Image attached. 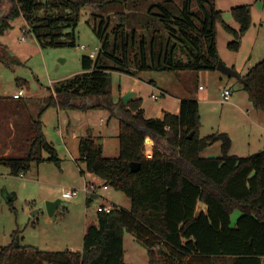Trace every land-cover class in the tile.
I'll return each instance as SVG.
<instances>
[{"label": "trees", "instance_id": "trees-1", "mask_svg": "<svg viewBox=\"0 0 264 264\" xmlns=\"http://www.w3.org/2000/svg\"><path fill=\"white\" fill-rule=\"evenodd\" d=\"M87 6L102 12L124 7L129 14L115 13L113 26L108 17L92 14L87 24L99 42L95 58L82 55L81 73L57 82L36 117L24 113L22 122L12 124L17 131L13 150L0 155V166L13 176L28 172L33 163L58 164L42 131L41 115L48 107L113 111L111 72L216 71V24L222 20L215 0H12L0 18V35L10 20L22 16L40 48L75 47L73 31ZM40 10L43 16L37 15ZM231 14L238 30L222 26L234 38L230 50L236 51L249 28V7H235ZM238 80L253 106L264 112V59ZM118 104V157H103L91 138L81 139L78 149L86 171L129 198L130 209L113 206L109 213H97L96 225L86 227L81 252L36 251L21 245L15 232L0 248V264H126L124 232L147 248L149 264H264V149L239 157L229 154L227 133L199 137L198 103L192 99H181L178 114L163 112L160 119L146 118L139 98ZM148 141L151 158L144 153ZM217 142L219 156H200ZM160 144L165 152L158 150ZM131 162L139 164L136 173ZM93 199L86 198V205ZM198 204L206 210H198ZM233 211L240 213L234 227Z\"/></svg>", "mask_w": 264, "mask_h": 264}, {"label": "rangeland", "instance_id": "rangeland-1", "mask_svg": "<svg viewBox=\"0 0 264 264\" xmlns=\"http://www.w3.org/2000/svg\"><path fill=\"white\" fill-rule=\"evenodd\" d=\"M175 1L179 3L180 0ZM11 4L12 0H0V18ZM244 5L249 7V28L241 37L238 49L233 51L229 44L234 38L223 29L222 23L238 30L231 10ZM215 6L221 12L222 20V23L216 24L219 59L241 78L249 68L264 59V0H215ZM128 11L124 7H111L104 12L85 7L73 31L75 47L42 49L28 32L22 16L9 21L10 28L0 35V45L3 46H0V58L3 59L0 62V155L13 150L11 138L17 131L12 124L22 122L24 113L36 117L45 107L47 98L54 96L55 84L81 73V56L98 48L99 42L87 24V21L93 22L92 14L108 17L113 26L117 23L115 13L126 15ZM37 15L43 16L44 10L38 11ZM61 40L66 39L62 37ZM67 40L71 38L67 37ZM12 58L20 64L12 63ZM108 78L110 99L115 104L111 113L106 109L82 112L50 106L41 115L42 131L55 148L58 164L52 161L33 163L28 172L18 176L11 175L8 168L0 166V248L6 246L16 232L21 245L36 251L81 252L86 227L96 225L97 206L104 203L130 209L129 198L109 186L104 190L101 187L104 183L86 171L78 146L81 139L91 138L102 147L103 157H118L116 115L121 112L118 102L131 89L141 100L146 118L160 119L163 112L175 111L178 99H192L198 103L199 137L227 133L233 141L230 155L246 156L264 149V112L253 106L238 78L227 77L217 70L142 72L138 76L111 72ZM20 89L24 91L23 97L13 100L12 95ZM225 89L231 94L228 102L222 103L220 93ZM153 96L158 99L154 100ZM86 101L89 105L93 103L92 98H86ZM102 138H105L104 144L101 143ZM158 150L165 152L163 144ZM144 153L147 158L152 157L151 141L146 143ZM219 155V142L200 154L201 157ZM85 182L100 185L89 205H86V194L82 191ZM72 189L79 191L77 196L63 199L62 193ZM106 199L111 204L105 203ZM55 200L60 203L50 216L46 204ZM239 214L238 211L231 212L232 227ZM123 260L126 264H149L147 248L127 232L123 233Z\"/></svg>", "mask_w": 264, "mask_h": 264}, {"label": "built area", "instance_id": "built-area-1", "mask_svg": "<svg viewBox=\"0 0 264 264\" xmlns=\"http://www.w3.org/2000/svg\"><path fill=\"white\" fill-rule=\"evenodd\" d=\"M81 49H85V47L83 46H80ZM96 53H97V49L95 48L94 50H91L89 51L88 53V56L92 59L95 58L96 56ZM23 93L24 91L22 89H20L16 94H13L12 95V99L13 100H19L23 97ZM230 91L225 89L223 90L221 93H220V101L222 103H225V102H228L229 100V97H230ZM153 99L156 100L158 99L157 96H153ZM97 187H100L99 186H96L95 184L91 183V182H85L84 185H83V188H82V191L84 194H86V198L88 197H95L96 196V188ZM101 187L104 189V190H107L108 187L105 186V185H101ZM78 190L76 189H72L71 191H64L62 193V198L63 199H71L75 196H77L78 194ZM113 209V206H110V205H104V204H100L99 206L96 207V213H109L111 210Z\"/></svg>", "mask_w": 264, "mask_h": 264}, {"label": "water", "instance_id": "water-1", "mask_svg": "<svg viewBox=\"0 0 264 264\" xmlns=\"http://www.w3.org/2000/svg\"><path fill=\"white\" fill-rule=\"evenodd\" d=\"M216 70L222 74H224L227 77H235L238 78L237 73L231 68L226 66L222 61H218L217 66H216ZM136 97V93L134 91H127L125 94H123L121 96V101L123 103V105H127L130 101H132L134 98ZM100 143V142H99ZM130 171L132 173H136L139 170V164L138 163H134L131 162L130 163ZM8 200L10 201L11 198H8ZM60 201L59 200H55V201H50L46 204V208L48 211V215H53L54 211L57 209L58 205H59ZM206 210V207L202 204L198 205V210L200 209ZM3 264H8L6 262H4Z\"/></svg>", "mask_w": 264, "mask_h": 264}, {"label": "crops", "instance_id": "crops-1", "mask_svg": "<svg viewBox=\"0 0 264 264\" xmlns=\"http://www.w3.org/2000/svg\"><path fill=\"white\" fill-rule=\"evenodd\" d=\"M219 56V55H218ZM219 58H220V56H219ZM226 65V64H225ZM229 67V66H228ZM235 71V70H234ZM199 89H201V87H199ZM131 91H132V89H131ZM135 92V91H134ZM126 93V92H125ZM136 93V92H135ZM193 96H195L196 97V94L194 93L193 94ZM136 97H137V94H136ZM138 98V97H137ZM179 101H178V105L176 106V108H175V111L173 112V114H178L179 113V103H180V100L181 99H178ZM258 117V119H260L261 117L260 116H257ZM100 121H102V120H100ZM67 130V129H66ZM62 135V134H61ZM104 142H105V138H102V141H101V143H103L104 144ZM102 144V145H103ZM233 144V141H232V137H231V145ZM10 153V152H9ZM4 154V153H3ZM5 154H8V153H5ZM251 154H253V153H249V154H246V156H249V155H251ZM234 155H236V156H239V157H245L244 155H237V154H234ZM98 197V196H97ZM95 198V197H94ZM106 202H108V203H110L111 204V202H109L107 199L105 200V203ZM101 204H104V203H101Z\"/></svg>", "mask_w": 264, "mask_h": 264}]
</instances>
